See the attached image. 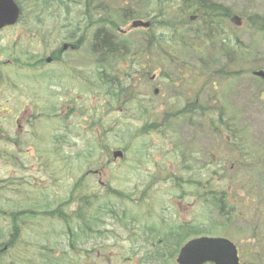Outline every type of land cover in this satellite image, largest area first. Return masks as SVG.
Segmentation results:
<instances>
[{
    "label": "rangeland",
    "instance_id": "rangeland-1",
    "mask_svg": "<svg viewBox=\"0 0 264 264\" xmlns=\"http://www.w3.org/2000/svg\"><path fill=\"white\" fill-rule=\"evenodd\" d=\"M106 1L110 2L109 0ZM186 1L189 4L195 1L199 3L214 2L215 5L217 4L216 6L220 5L221 8L230 10L232 17L238 15L242 19L240 24H236L228 18L226 21L222 20L221 23L226 33L232 35L231 37H238L247 47V50L242 53L245 54L242 59L244 66L239 69L242 75L228 79L224 73L217 72L218 69L228 65L227 56L219 52L216 42H203L197 39L194 31L203 26L202 16L199 14V18L195 22H191L188 15L187 20L183 22L174 15L181 13L179 7L170 9L166 17V21L171 20L178 30L177 41L166 43L161 47L157 46L159 49L150 48L146 54L144 52L148 36L144 29L130 31L127 35H117L135 51L141 50L142 54H138V59L142 63H147L141 69L147 73V77L138 79L136 76V80L127 85L129 91L124 95V101L131 99L125 104L121 105L106 97L102 92L105 91L104 87L102 91L99 89L100 87L95 89L98 81L100 84L99 77L98 81L96 78L97 68L93 65L88 66V63H94L98 59L97 56L99 58L101 56L94 55L91 51L93 43L95 44L92 36L88 37L86 46L79 52L69 50L66 53L67 72L59 65L46 67L42 71V75H56L57 79L63 77L64 83L61 85L51 84L49 77H41L38 85L40 104L36 111V114L40 115L36 129L39 144L35 147L26 145L20 148L12 146L5 148L3 144H0V186L3 187L2 182L11 178V173L17 172V165L14 164L8 153L16 154L17 158L22 161L24 172L35 171L36 175L39 172H55L56 177L60 178L58 181L60 186H57L55 189L57 193L54 195H51L54 189L48 190L50 186L47 183H45V187H41L46 188L44 190L38 189L36 193H33V189L29 187L30 192H23L25 199H36V196L39 195L43 197L40 200L42 203L45 200L48 203L54 201L55 203L48 209H56L63 202L61 200H65L69 196L76 179L83 177L89 169L98 168L99 163L97 161L102 158V164L106 165L102 180L108 186L107 188L121 191L127 196L132 195V201L128 197L120 199L116 196L106 195V188H103L98 182V178H93L92 175L88 176L87 179H90L92 189L85 187L84 193L89 197H93L97 193L103 195V198L96 202L93 212L103 211L104 225L100 227V230L104 234L88 237L87 241L81 240V237H76V249L73 250L66 233L68 228L62 224L61 220H52L50 216L40 219L30 218V220L22 217L25 222L31 224L28 225V230H25L26 258L36 256L34 254V249H36L38 250V252L36 251L37 256H41L39 261L42 260L46 254L39 253V251L42 247H47L49 250H54L53 256L61 257L62 260L68 257L64 253H69L72 256V253L76 252L77 255H73L72 259L80 264L81 256L79 254L88 249L92 253L89 256V264H95L98 261L96 252L99 246L104 245L107 252L125 250L123 252L124 258L128 257V250L133 246L137 249L136 264H150L142 262V254L145 252L142 250L146 245V238L161 229L162 217H164V223H202L206 229L204 233L231 238L238 244L242 254L252 248L255 253L261 255L264 249L263 206L261 209L252 206L243 207L241 211H238L240 212L238 217L236 214V217L228 222L215 208L204 206L201 201H197L194 194L190 192L195 186L184 184L183 188L188 194H183L181 198L183 189H178L174 183L175 178L184 181L191 175L190 171H184L183 162L186 160H191L189 162L191 167L200 173L208 174V172L215 173L217 170H221L219 174L225 175V178L229 180L233 174H225L222 170L230 166L236 167L237 160L240 158L235 153L234 147L228 143L225 134L217 133L204 119L199 120L198 124H193L187 115L181 116L169 128L171 132L167 134L168 137L166 134L164 135V132H161L163 135L153 132L142 134V129L146 125V119L142 117H146L150 113L153 103L158 105L157 110L160 116L158 119L163 121V117H166V109L170 107L171 103L182 105L180 109H172L175 112L182 110L183 106H187L188 103H193L192 100H196L200 105L205 103L206 109L214 111L218 116L224 112L233 116L237 128L243 133L247 132V136L249 135L251 145L248 143L247 146H251L255 154L264 155V92H261V89L264 88L262 83L264 79L253 75L256 68L264 65V33L251 27L249 22L251 16L264 15V0ZM135 5L140 12L146 11L149 7L148 4L140 0H135ZM121 6L124 9L129 7V4H121ZM110 11L117 12L116 8ZM115 15L114 19L120 24V27L129 29L131 20L124 22L121 14ZM13 31L0 32V63L16 57L25 43L23 37H19L17 31ZM162 33L172 35L169 29H164ZM202 34L205 35L204 32ZM62 37L63 35L56 32L53 40L58 41ZM170 38L175 40V34ZM205 39H208V36H205ZM106 56L110 65H116L121 59L120 54L116 52ZM231 67L232 65H229L230 71H236L237 68ZM72 69L81 71L87 77L91 74V80L96 81V85L89 89L85 80L69 73L72 72ZM202 70L203 74L200 73ZM154 75H156V79L151 81V77ZM196 76H200L199 80H195ZM225 78L227 80H224ZM65 84L70 92L69 99L72 98V112H76L68 119L71 125L70 129L74 133H69V142L59 144L54 141V137L63 131L64 120L62 118L66 113H62V117H55L54 113L51 114L52 111L49 107L52 106V101L59 103L64 100V97L57 96L54 98L51 94H53L52 92L64 91ZM156 89L159 91L158 93H154ZM5 97L9 99L8 106L12 110L14 108L15 112L16 107L13 98L17 97L16 91L9 90L8 94L5 93ZM5 99H1L0 96V102L5 103ZM109 104H112V109L108 106ZM14 112L8 117L10 125L14 122ZM56 114L59 115V113ZM148 122H150L149 119ZM78 132L81 134L77 135ZM97 138H99V142ZM104 140L105 142H103ZM55 146L63 148L60 164L57 163L58 158L55 157L54 160L56 159V161L54 162L49 160V157L41 156L38 153L40 149L48 150ZM105 147H108L109 151L102 150ZM125 147L127 150L124 159L110 160L109 156L113 150L124 149ZM4 148L7 149L6 152L3 151ZM81 151L92 154L87 157L85 155V157H78L77 155H80L79 152ZM7 156L10 159L5 158ZM39 158L42 163L38 160ZM38 163L39 165H37ZM34 165L36 168L33 170ZM50 165H53L54 169L49 168ZM237 170H243L239 173L241 178L246 181L248 179L253 181V187L243 189L246 198H248V194L253 196L257 192L264 194V170L262 171L259 166L248 169L243 165L235 172ZM37 176L41 182V179H45L46 182L49 181L47 175L39 173ZM24 177L30 176L25 174ZM214 177L216 178V176ZM15 180L8 181L13 183ZM232 185L242 188L240 183L232 182ZM0 190L2 207L8 199L16 201L17 197L11 188L8 190L1 188ZM94 200L96 201L95 197ZM258 201L259 199H257ZM78 206L75 204L73 208L76 209ZM14 207L17 208L16 205ZM104 207L107 210L113 208L119 214H125L124 223L126 226L114 220L110 215H106L103 210ZM22 208L24 210L31 208V211H40L41 209L33 205L32 201L25 202ZM67 212L70 213L71 211L67 210ZM135 218L137 223H133ZM38 222L40 226L37 231H40V241L33 243L32 224ZM152 229L155 230L152 231ZM48 236H50L51 241L47 240ZM128 238H132V240H125ZM27 239L29 243L26 242ZM140 246L142 248L139 250ZM250 259L255 258L242 255L243 264H252V261L249 262ZM72 263L73 261H70V263L65 264ZM172 263L176 264L175 261ZM25 264L30 263L25 259Z\"/></svg>",
    "mask_w": 264,
    "mask_h": 264
},
{
    "label": "flooded vegetation",
    "instance_id": "flooded-vegetation-1",
    "mask_svg": "<svg viewBox=\"0 0 264 264\" xmlns=\"http://www.w3.org/2000/svg\"><path fill=\"white\" fill-rule=\"evenodd\" d=\"M14 1L20 9L18 20L14 24L0 28V32L13 31L16 29L13 32L17 31L18 36L23 37L25 43L16 57L0 63V96L1 99L6 98L5 103L0 102V144L15 147L24 145L35 147L39 144L36 129L38 128L37 121L40 115L36 114V111L39 109L40 104V88L38 85L41 81V73L46 67L50 68L51 65H59L67 72V61L65 59L66 53L69 50L72 52H79L86 46L88 37L92 36V40H95V44L93 43L91 51L94 55H100L101 58L97 56L98 59L94 63L89 62L88 66L93 65L95 67H102L105 62L109 63L106 55L115 53L117 50H121L122 52L120 54L121 59L117 64L138 63L141 66H146L147 63H142L140 59H137V52L141 50L135 51L128 43H114L111 45L112 47L106 46L103 42L105 32L111 35L112 38H116V32L121 35H127L130 31L139 30L140 28H133L132 26L136 19L150 21L152 24L150 29H152L159 20L164 24V18L166 19L169 10L175 7H179L181 13L177 15L173 14L183 22L187 20L188 15L191 22H195L200 14L199 2L195 1L189 4L186 0H140L149 5L144 12H140V10L137 9L135 0H109L110 2L106 0ZM121 4H129V7L122 9ZM111 8H116L117 12L110 11L112 10ZM73 12H75V14H73ZM115 14H121L124 22H129L131 20L129 29L120 27V24L114 19L116 17ZM106 20H108L107 23ZM149 30H145L148 37L150 36ZM56 32L63 35L61 40H53V36ZM150 48L152 49V46L147 43L145 47L146 50H144L147 52ZM49 79L51 84L61 85L64 83L63 77L57 79L56 75L49 76ZM64 86V91L60 93L52 92L53 94H51L54 98L57 96L64 97V100L59 103L52 101V106L49 108L52 111L51 114L54 113L55 117L61 116L62 113H66L64 117L68 119V115L72 114L73 103L72 98L69 99L70 92L68 87L66 84ZM99 87L100 86H98V88ZM11 89L16 91L17 94V97L13 98L14 106L16 107L15 112L14 108L12 110L8 106L9 99L5 97V93L8 94V91ZM76 101H78V99H76ZM193 102L196 101L194 100ZM13 112L15 118L14 122L10 125L8 123V117ZM56 113H59V115ZM65 127L64 125V128ZM6 158L9 159V157ZM38 160H40V158ZM37 165H39V163ZM33 167L34 170L36 165ZM49 168L54 169V166L50 165ZM23 169L21 159L17 158V172L10 174L11 178H14L16 175L15 182L9 183V178L3 182L7 190L11 188V191L15 190L17 192L16 201L14 199L6 200V208L16 205L17 210H24L22 207L25 202L32 201V204L35 205L36 201H40L43 198L38 195L36 199H25L23 192H30V189H28L29 187L33 189V193H36L38 189H46L41 187L47 183V185L50 186L48 190L54 189L51 195L57 193L55 189L57 186H60V184L57 181L55 172H39L49 177V181L46 182L45 179H41V182L37 176L39 173H37V175L35 171L26 173ZM25 174L30 177L25 178ZM97 178L99 182L104 183L102 175L97 174ZM97 198H100V196L97 195ZM44 204H47L46 200ZM133 223H137L136 218ZM160 223L164 231V217L161 218ZM25 225V221L22 217L16 222L7 219L5 223H0V264H25L24 259L27 253L24 245L25 230H28ZM37 228H39V226H36V223L32 224L31 233L33 243H38L40 241V231H37ZM153 234L146 238V245L142 250L145 252L142 256L146 255L147 251H149L151 255H157L159 253L164 254V237H155ZM87 239L88 237L81 236V240L87 241ZM47 240L51 241L50 236L47 237ZM125 240L130 241L132 238ZM26 242L29 243L28 239ZM161 247L162 249H160ZM141 248L140 246L138 249L140 250ZM250 250L252 251V248ZM250 250L247 251V253H251ZM36 251L38 252V250L34 249V254L37 256ZM124 251L125 250L107 252L104 245L101 247L99 246L96 252L98 261L95 262V264H103V262L104 264H136L135 255L137 249L131 246L128 250L127 258L123 257ZM239 252L242 256L243 254L240 248ZM39 253L46 254L45 250L39 251ZM90 254L92 253L89 252L88 249L86 251L83 250L79 254V256H81L80 264H89ZM67 258L69 261H72L69 257ZM67 258L65 257V259ZM65 263H67V261L62 264ZM39 264H50V262L39 261ZM72 264H77V262Z\"/></svg>",
    "mask_w": 264,
    "mask_h": 264
},
{
    "label": "trees",
    "instance_id": "trees-1",
    "mask_svg": "<svg viewBox=\"0 0 264 264\" xmlns=\"http://www.w3.org/2000/svg\"><path fill=\"white\" fill-rule=\"evenodd\" d=\"M216 5L214 2L199 3V12L202 16L204 24L203 26L195 30L194 34L196 35L199 41L216 42L218 44L217 49L220 53L227 56L228 65L224 66L221 69H218L217 72L224 73L226 77L230 79L233 76L238 77L242 75L239 69L244 66V62L242 59L244 58L245 54L242 53L247 50V47L238 37H231L232 35L230 36L222 28V20L226 21L227 18H230L231 13L230 10L221 8L222 6L220 7V5ZM107 22L108 20H106V23ZM249 22L251 27H254L255 29H258L259 31L264 33V15L256 14L254 16H251L249 18ZM174 25L175 24L172 23L171 20L166 21V19H164V24L161 20H159L155 27L148 31L150 33L148 44L151 45L153 48L156 47L157 49H159L157 46L161 47V45H164L166 43L169 44V42L177 41L176 36L178 34V30L176 29V27H174ZM164 29H169L172 35L175 34V40L170 38L172 35L169 36L165 35V33H162L164 32ZM202 32H204L205 35H203ZM205 36H208V39H205ZM103 42L106 46L109 47H112L111 45H113L114 43H124L117 36L116 38H112V36L107 34V32H105ZM186 45L189 44L186 43ZM116 53L121 54L122 52L121 50H117ZM211 58L214 59V57ZM229 65H232L234 69L237 68L236 71H230ZM262 67L264 68V65L256 69H262ZM95 68H97V81L98 76L99 80H101L100 84L98 81V85H96V81L91 80V74L87 77L85 74H83L81 71L79 72V70L77 69H72V72L70 73H73V75L77 76L79 79L85 80L89 89H92V87H94L93 85H96V90L97 86H100L99 89L104 87L105 91L101 90L102 92H104V95L110 98L112 101L120 103L121 105L125 104L131 99L129 98V100L124 101V95L129 91L127 85L133 83L135 74L137 75L139 74V72H141L142 68L140 64L131 63L123 65L122 63H118L116 65H110L109 63L105 62L102 67L99 66ZM200 73L203 74V70ZM227 78H225L224 80H227ZM262 83L264 84V82ZM261 92H264V88L261 89ZM135 99L137 98L135 97ZM199 105H197V102L188 103L187 106H183L182 110L173 112L171 109H180L182 105H176L174 103H171L169 109L166 111V117H163L162 121V119H158V117L160 118L159 111L157 110L158 105L153 103L150 108V113L146 117H142L146 119V125L144 126V129H142V134H149L153 132L158 135H163L161 134V132H164V135L166 134L167 137V134L171 132L169 128H171L176 122V120L183 115H187L193 124H198L199 120L204 119L212 128L215 129L217 133L225 134L228 143L232 147H234L235 153L239 155L240 159L237 160L236 167L230 166L229 168L222 170L225 174H233V176L230 177L229 180L228 178H225V175L221 176L219 174L221 170H217V172L215 173H210L207 171L208 174H203L204 172L200 173L198 170L191 167L189 163L191 162V160H184L185 162L182 161L184 171H190L191 175H189V178H186L184 181H180L177 178L174 179L175 186L178 189H183L180 197L182 198L183 194H188V192L183 188L184 184H190L191 186H195V188L193 187L190 192L194 194V197L197 198V201H201L204 206H210L215 208L217 212L223 218L225 217L226 221L228 222L233 220L236 217V214L238 217V215L240 214V212L238 211H241L243 207L252 206L254 208L261 209L263 206L262 212H264V194H262L261 192H257L256 194H254L255 196L248 194L249 196L248 198H246V196H244L243 189L245 190L247 189V187H253V181L251 179H248L246 181L245 179L241 178V174L239 173L243 170H237L235 172V170L242 167V165L246 168L248 167V169H252L256 166H259L260 169H262L263 171L264 155L260 153L255 154L252 147L247 146L248 143H250L251 145V140L248 137L249 135L247 136V132L243 133L237 128L233 116L228 115L225 112L221 113L218 116L216 115V113H214V111H208L205 107L207 106L205 103H202L200 106ZM108 106L110 107V109H112L113 107L112 104H109ZM148 119L150 120V122H148ZM67 121L68 119L64 118V122H66L64 125H67V129H63L62 132H59L54 137V141L56 143L60 144L69 142V133H74V131L69 129L70 126L67 124ZM76 134L80 135L81 132H78ZM104 139L106 140V137H104ZM105 140L103 142H105ZM97 141H100L99 138H97ZM62 150L63 148L61 146H55L48 150L40 149V152L38 153L41 156L45 155L47 158L56 157L58 158L57 163L60 164V155H62ZM102 150L109 151L108 147H105ZM126 150L127 147L124 148V151ZM79 153L80 155H77L78 157H87L91 156L92 154L84 153L83 151ZM8 154L10 157H12V161L14 162V164L17 165V155L11 153ZM101 159L102 158L97 161L100 166L102 165ZM240 160L243 162H241ZM53 161L55 162L56 159ZM62 161L65 162V160L63 159ZM40 162L42 163L41 160ZM88 172L90 171L88 170ZM90 175L91 172L83 177L76 179L69 196L65 200H61L63 202H61V204L56 209H48L52 204L55 203L54 201L51 203L47 202V204H44L41 201H36L35 206L41 208L40 211H31L30 209H27L20 212L15 211V207H12V209L6 208L5 204L2 207L1 204H3V202H0V220L2 221H0V223H3V221L7 219L16 222L20 217H23L25 219L29 218L28 220H30V218L40 219L42 217L47 218L48 216H50L52 220H61L62 224H64V226L68 228V231L66 233L67 237L69 238V244L70 247L75 250L76 237L86 236L91 238V236L93 235L104 234L103 231L100 230V227L104 225V217L102 216L103 211L101 210V212H93L96 207V202H98L100 199L97 198V194H95L93 197H89L84 193L85 187H89L92 189L91 183L89 182L90 179H87V177ZM204 175H206L207 177H205ZM92 176L93 178H96L94 174ZM214 176H216V178ZM232 182L236 184L240 183L242 188H237L236 185L234 187L232 185ZM1 188L2 190H4V187L0 186V189ZM239 189L241 190L239 191ZM105 190L106 195L116 196L120 199H125L128 197L129 200L132 201V195H124L123 192L115 189L107 188ZM14 193L15 197H17V192L14 191ZM94 197L96 198V201L94 200ZM102 198L103 195H101V199ZM257 199H259L258 202ZM75 204L79 205L76 209L73 208ZM67 210H70L71 212L68 213ZM103 210L105 211L106 215H110L111 217H113L114 220L126 226V224L124 223L125 214H119V212H117V210L113 208H109L107 210L104 207ZM29 223L25 222V226L28 227V225H31ZM36 226H40V223H36ZM204 232H206V229L202 223H164V231L158 230L157 233L153 234L155 237H164V254L159 253L157 255H151L149 254V251H147V254L142 256L141 260L143 263L145 262L150 264L161 262L164 264H174L172 262L175 261V257L179 251L180 246L183 245V243L187 239L196 235H200ZM160 249H162V247ZM44 250L46 255L40 261H49L50 264H62L64 261H67V263L70 262L68 258H64V260H62L61 257L53 256V249L49 250L47 247H42L41 251ZM26 255L25 259L30 264H39V259L41 256L26 258ZM254 256L256 258L257 254L254 253ZM69 258L73 261V263L75 262L71 257ZM257 262L258 264H264V249L261 255L257 258Z\"/></svg>",
    "mask_w": 264,
    "mask_h": 264
},
{
    "label": "water",
    "instance_id": "water-1",
    "mask_svg": "<svg viewBox=\"0 0 264 264\" xmlns=\"http://www.w3.org/2000/svg\"><path fill=\"white\" fill-rule=\"evenodd\" d=\"M20 9L14 0H0V28L14 24L19 17ZM237 24L241 19L235 16L233 19ZM150 22L136 20L134 27L149 26ZM67 46V45H66ZM257 75L264 77V71H258ZM114 158L124 157L123 150H115ZM179 264H240L237 245L226 237L200 236L186 242L177 257Z\"/></svg>",
    "mask_w": 264,
    "mask_h": 264
}]
</instances>
